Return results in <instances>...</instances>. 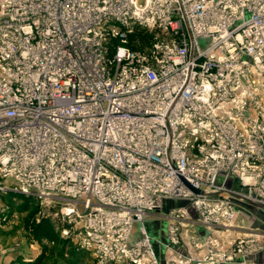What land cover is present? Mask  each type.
I'll return each mask as SVG.
<instances>
[{
    "label": "built area",
    "instance_id": "2783aa9c",
    "mask_svg": "<svg viewBox=\"0 0 264 264\" xmlns=\"http://www.w3.org/2000/svg\"><path fill=\"white\" fill-rule=\"evenodd\" d=\"M0 184L61 204L97 264H249L264 0H0Z\"/></svg>",
    "mask_w": 264,
    "mask_h": 264
},
{
    "label": "rangeland",
    "instance_id": "374dc122",
    "mask_svg": "<svg viewBox=\"0 0 264 264\" xmlns=\"http://www.w3.org/2000/svg\"><path fill=\"white\" fill-rule=\"evenodd\" d=\"M25 200V196L16 191L0 189V221L7 224L0 226V240L8 244L21 242L23 251L27 247L37 252L35 259L31 262L25 259L23 263L97 264L91 253L81 247L75 223L60 213L61 204L32 200L23 207ZM246 217L251 227L264 232V209L253 207ZM148 227L150 230L152 226L148 224Z\"/></svg>",
    "mask_w": 264,
    "mask_h": 264
},
{
    "label": "crops",
    "instance_id": "0c3cea01",
    "mask_svg": "<svg viewBox=\"0 0 264 264\" xmlns=\"http://www.w3.org/2000/svg\"><path fill=\"white\" fill-rule=\"evenodd\" d=\"M6 225L7 224H2L0 221L1 227H4ZM149 225L152 226L150 229L152 234L159 235V236L165 233V227L167 226L165 222H163V224H161L159 221H157L155 223H151ZM198 229L201 232H203V230H204L202 226H199ZM184 239H185L184 244L181 247H179V250L187 252V248H188L187 244L189 243V236H186V238H184ZM22 247H23V245H21V242L20 243H13L12 242L11 244H8V242L0 240V264H29V263H23L24 260L27 259L26 261L31 262L33 259L36 258L37 252H33L32 248L27 249V247H26V250L23 251ZM190 249H191L190 252H192L198 256H202V254L205 252L204 250L194 251L193 248H191V247H190ZM156 250H157L159 256L161 257V259L163 260L165 258V252H166L163 245H161V244L156 245ZM247 263H249V264H252V263L262 264V263H264V250H262L261 252L255 253L253 255H250L247 259Z\"/></svg>",
    "mask_w": 264,
    "mask_h": 264
},
{
    "label": "trees",
    "instance_id": "16d2710c",
    "mask_svg": "<svg viewBox=\"0 0 264 264\" xmlns=\"http://www.w3.org/2000/svg\"><path fill=\"white\" fill-rule=\"evenodd\" d=\"M152 39V34L149 32H146L145 30H136L132 34H130V41L134 48H143L146 44L150 43ZM25 203L23 207H27L32 200H34L31 197H26ZM36 201V200H35Z\"/></svg>",
    "mask_w": 264,
    "mask_h": 264
},
{
    "label": "water",
    "instance_id": "95a60500",
    "mask_svg": "<svg viewBox=\"0 0 264 264\" xmlns=\"http://www.w3.org/2000/svg\"><path fill=\"white\" fill-rule=\"evenodd\" d=\"M0 189H2V188H0ZM2 190H4V189H2Z\"/></svg>",
    "mask_w": 264,
    "mask_h": 264
}]
</instances>
